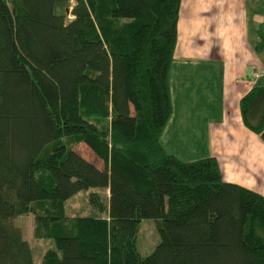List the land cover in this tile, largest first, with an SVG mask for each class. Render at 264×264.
<instances>
[{
    "label": "trees",
    "instance_id": "16d2710c",
    "mask_svg": "<svg viewBox=\"0 0 264 264\" xmlns=\"http://www.w3.org/2000/svg\"><path fill=\"white\" fill-rule=\"evenodd\" d=\"M180 7L0 0V264H33L14 223L27 212L33 237L54 244L41 264H264V196L225 181L215 157L181 160L161 141ZM239 106L264 140V86ZM92 188L107 191L88 194L99 215H66L65 201ZM144 218L159 241L142 256Z\"/></svg>",
    "mask_w": 264,
    "mask_h": 264
},
{
    "label": "crops",
    "instance_id": "0c3cea01",
    "mask_svg": "<svg viewBox=\"0 0 264 264\" xmlns=\"http://www.w3.org/2000/svg\"><path fill=\"white\" fill-rule=\"evenodd\" d=\"M263 37L264 0H230L228 7L224 0H181L169 89L173 108L175 92L183 88L185 97L192 79L202 75L208 83L203 74L210 72L218 85V98L210 104L211 113L188 126L190 140L195 137L200 154L189 160L213 156L225 181L264 196V142L245 127L239 106L240 98L253 86H264V45L261 50L255 48ZM210 92L213 95L214 91ZM185 108L189 107L183 108L187 112ZM194 108L198 112L206 110L204 104L195 103ZM170 118L161 134L169 153L164 135Z\"/></svg>",
    "mask_w": 264,
    "mask_h": 264
},
{
    "label": "rangeland",
    "instance_id": "374dc122",
    "mask_svg": "<svg viewBox=\"0 0 264 264\" xmlns=\"http://www.w3.org/2000/svg\"><path fill=\"white\" fill-rule=\"evenodd\" d=\"M230 0H224L225 6H229ZM72 4V2H71ZM262 47H258L257 50H261ZM205 75L208 83L205 81L204 76H200L199 79H192L190 88L191 90L185 93V97L182 96V89L180 92H175L174 106L172 110V119L168 127L166 134L167 149L174 153L181 160H189L198 154L196 146L194 144L193 137L191 140L190 129L188 126L197 124L195 119H201V116L205 117L206 113H211V103L218 98V85L211 79L210 72H206ZM214 75L218 77L217 67H215ZM215 85V86H214ZM196 91V93L193 92ZM214 91L213 95L210 91ZM204 104L205 111H196L194 105ZM211 104V105H210ZM184 107L187 112L183 110ZM199 114V116H197ZM188 118V120L186 119ZM202 120H200V128L202 127ZM253 132V131H252ZM259 138L264 142L261 136L255 132ZM72 148L78 152L82 157L95 164L98 168L104 169L105 166L100 158H98L93 151L83 142H75L71 144ZM200 157V156H199ZM97 191L102 199L106 200V190L101 189H89L82 190L71 198L67 199L64 204L65 214L68 216L75 215H99V213L90 206L88 203V194L91 191ZM104 215V214H101ZM15 225L20 229L22 237L28 241L33 250V264H41V256L48 249L54 246L52 239H38L33 237L34 227V214L33 212H27L18 215L14 218ZM159 241V236L156 231L155 221L152 218H144L140 221L137 231V248L142 256L148 255L152 252L155 245Z\"/></svg>",
    "mask_w": 264,
    "mask_h": 264
},
{
    "label": "built area",
    "instance_id": "2783aa9c",
    "mask_svg": "<svg viewBox=\"0 0 264 264\" xmlns=\"http://www.w3.org/2000/svg\"><path fill=\"white\" fill-rule=\"evenodd\" d=\"M251 72L252 73L254 72V67L253 66H251ZM254 75H256V74H254Z\"/></svg>",
    "mask_w": 264,
    "mask_h": 264
}]
</instances>
